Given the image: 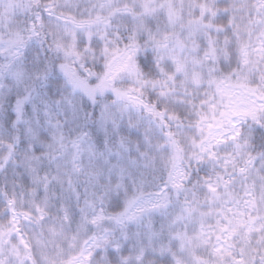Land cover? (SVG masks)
Masks as SVG:
<instances>
[{
  "label": "snow or ice",
  "instance_id": "snow-or-ice-1",
  "mask_svg": "<svg viewBox=\"0 0 264 264\" xmlns=\"http://www.w3.org/2000/svg\"><path fill=\"white\" fill-rule=\"evenodd\" d=\"M0 264H264V0H0Z\"/></svg>",
  "mask_w": 264,
  "mask_h": 264
}]
</instances>
